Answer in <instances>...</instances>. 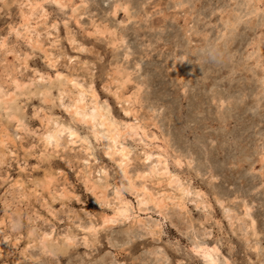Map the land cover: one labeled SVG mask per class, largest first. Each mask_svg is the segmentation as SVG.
<instances>
[{"label":"rangeland","instance_id":"1","mask_svg":"<svg viewBox=\"0 0 264 264\" xmlns=\"http://www.w3.org/2000/svg\"><path fill=\"white\" fill-rule=\"evenodd\" d=\"M61 1L0 0V264H209L198 246L264 264V0ZM80 88L144 129L117 145L133 183L186 208L137 206L111 142L72 116ZM52 122L74 143H45ZM158 155L189 196L148 177Z\"/></svg>","mask_w":264,"mask_h":264},{"label":"bare ground","instance_id":"2","mask_svg":"<svg viewBox=\"0 0 264 264\" xmlns=\"http://www.w3.org/2000/svg\"><path fill=\"white\" fill-rule=\"evenodd\" d=\"M37 1V0H36ZM44 1V0H43ZM53 2H54V0H52ZM57 1V0H56ZM60 2H62L61 0H60ZM42 3V2H41ZM57 4H59V3H57ZM66 4V3H65ZM62 5L63 4H61V6H59V7H61V8H63V7H65L64 5H63V7H62ZM77 6V5H76ZM66 7H68L67 5H66ZM73 7V6H72ZM71 7V8H72ZM75 7V6H74ZM42 8V7H41ZM82 8V7H81ZM33 9V8H32ZM34 9H35V6H34ZM39 9V8H38ZM44 9V8H43ZM70 9V8H69ZM120 9V8H119ZM45 10V9H44ZM242 10V9H241ZM32 11V10H31ZM40 11H42V10H40ZM33 12V11H32ZM80 12V11H79ZM258 12V11H257ZM22 13V12H21ZM39 13V12H38ZM41 13V12H40ZM239 13V12H238ZM46 14V13H45ZM127 14V13H126ZM28 15V14H27ZM20 16H21V14H20ZM26 16V15H25ZM39 16V15H38ZM241 16H243V15H241ZM46 17V16H45ZM238 17V16H237ZM41 18H42V16H41ZM41 18H39V19H41ZM131 18V17H130ZM241 18V17H240ZM132 19V18H131ZM238 19H239V17H238ZM21 20H23V19H21ZM27 20V19H26ZM28 23H29V21H28ZM28 23H26V24H24V26H23V30H24V32H25V34H31V31H30V25H28ZM43 23V22H42ZM20 30H21V28H20ZM22 30V31H23ZM16 31V30H15ZM36 32V31H35ZM18 33V32H17ZM21 33V32H20ZM34 33V32H33ZM19 35H21V34H19ZM22 36V35H21ZM24 36V35H23ZM35 36H37V35H35ZM39 36V35H38ZM38 36L36 37V38H38ZM29 40L31 39V37H30V35L27 37ZM35 38V39H36ZM33 40V39H32ZM122 40V39H121ZM1 41V40H0ZM31 41V40H30ZM35 41V40H34ZM113 41V40H112ZM117 41V40H116ZM26 42V41H25ZM33 42V41H32ZM121 42V41H120ZM31 43V42H30ZM112 43V42H111ZM122 43V42H121ZM2 45H4V44H2ZM1 48V47H0ZM182 57V56H181ZM60 75V74H59ZM42 75H40V77H41ZM57 76V75H56ZM121 76V75H120ZM119 76V77H120ZM61 78V75L60 76H58V78ZM122 77V76H121ZM67 78V77H66ZM57 80V79H56ZM120 80V79H119ZM121 80H122V78H121ZM118 82H121V81H118ZM117 82V83H118ZM126 82V81H125ZM51 83V82H50ZM49 83V84H50ZM61 83V82H60ZM121 83H124V80H123V82H121ZM59 84V83H58ZM120 84V83H119ZM125 84V83H124ZM52 85V84H51ZM50 85V86H51ZM65 85V84H64ZM126 85V84H125ZM55 86V85H54ZM57 86V85H56ZM123 85L121 84V87H122ZM46 87V86H45ZM53 88V87H52ZM65 88V87H64ZM120 88V87H119ZM63 89H61V91H62ZM91 91H90V99H91V101H90V103L88 104V103H86V101H85V91L82 89V88H80L79 90H78V93H77V96H76V98L74 99V101H72L73 102V104H72V116L77 120V121H80V122H83L84 124H87V125H89V126H91V128H92V133H93V136H94V138L96 139V140H98L99 138L100 139H107V140H109L110 142H111V146L109 147H107V148H105V150H104V153L106 154V155H108V156H110L111 157V159H113V160H115V157H117L116 159H117V161L115 160V162L116 163H114V164H117V167H118V169H117V167H116V169L117 170H119V173H120V179L122 180V179H127V183H128V186H129V191H130V193L131 194H133L134 196H135V198H136V202H137V206L139 207V208H141L142 206H143V208H144V206L145 205H147L148 203H149V205L152 203L155 207H156V210H162L163 208H165L166 206H167V203L166 202H168V203H171V204H173V205H175V206H182L181 205V202L178 204V203H176L175 201H174V197L173 198H171L170 196H167V197H165L166 198V200H159V199H156V197H153L150 193H148L147 191H148V188H144V186H142L141 185V183H140V185L141 186H136L134 183H133V181L128 177V175H127V171L128 170H126V169H128L127 168V166L128 165H130L129 164V162L131 161V157H129L130 156V154L131 153H129V150L128 149H126L127 147H123L122 145H119V146H117L120 142H122V141H124L126 138H131L132 140H134V141H141L142 139H141V137H140V135H139V131H141V133H143V135L145 136V131H144V129L142 128V126L140 127V126H132V125H130V124H124V126H123V128L121 127H119L117 124H116V122L113 120V119H111V116H110V112H109V110H107V109H103V108H101V106L99 105V102H98V96H97V94H96V92L93 90V89H90ZM114 90H115V88H114ZM118 91V90H117ZM76 92V91H75ZM64 93V92H63ZM60 94H62V93H60ZM48 95V94H47ZM64 95V94H63ZM62 95V96H63ZM48 96H50V95H48ZM133 96H134V94H133ZM137 96V95H136ZM135 96V97H136ZM74 97V96H73ZM120 97V96H119ZM119 97H116V98H119ZM115 98V99H116ZM122 98V97H121ZM87 99V98H86ZM129 99V98H128ZM117 100V99H116ZM119 100V99H118ZM16 101V100H15ZM123 101V100H122ZM124 101H126L125 99H124ZM0 102L2 103L3 102V99H2V96L0 95ZM10 102V101H9ZM12 102H13V100H12ZM117 102V101H116ZM134 102V101H133ZM4 103V102H3ZM121 103V102H120ZM123 103V102H122ZM126 103H127V101H126ZM132 103V102H131ZM8 104V103H7ZM17 104V103H16ZM108 104V103H107ZM105 105H106V103H105ZM119 105V104H118ZM127 106V105H126ZM6 107V106H5ZM109 107V106H108ZM124 107V106H123ZM127 107H129V106H127ZM122 108V107H121ZM127 110V109H126ZM12 111V110H11ZM20 112V111H19ZM18 112V113H19ZM126 113H129V112H127L126 111ZM125 113V114H126ZM124 114V115H125ZM133 115H135V114H133ZM20 116V115H19ZM128 117V116H127ZM126 117V118H127ZM136 117V116H135ZM16 118H17V116H16ZM50 118V117H49ZM53 118V117H52ZM18 119V118H17ZM20 119V118H19ZM19 119L17 120V122L19 121ZM22 120V119H21ZM50 120V119H49ZM75 120V121H76ZM51 121V120H50ZM21 122V121H20ZM49 122V121H48ZM134 122H136V121H134ZM50 123V122H49ZM77 123V122H76ZM128 123V122H127ZM47 124V123H46ZM53 126H54V129L52 130V131H50V130H47L46 131V133H44V135H43V139H44V141H45V143H47L48 145H52V146H54V147H58L59 146V138H60V135L62 134V133H64V132H66L67 131V133H68V135H69V137L71 138V139H73V141H71V143H74V139H77L76 137H77V135H76V133L72 130V129H70V128H68V127H64V126H58L56 123H54V122H52L51 123ZM123 124V123H122ZM47 126H48V124H47ZM156 126V125H155ZM98 127L99 128H101V129H103V130H101V131H99V129H98ZM17 130V129H16ZM142 136V135H141ZM158 136V135H157ZM146 137H149L148 135H146ZM146 137H143V138H146ZM150 138V137H149ZM159 138V137H158ZM42 139V140H43ZM151 139V138H150ZM38 140H39V138H38ZM128 140V139H127ZM147 141H149V139H146ZM103 141V140H102ZM131 141V140H130ZM147 141H145V142H147ZM167 141V140H166ZM166 141H165V143H166ZM81 142V141H80ZM151 142V141H150ZM153 142V141H152ZM159 142V141H158ZM101 143V142H100ZM123 143V142H122ZM134 143V142H133ZM61 144V143H60ZM152 144V143H151ZM154 145V144H153ZM168 145V144H167ZM52 146L50 147V149L52 148ZM63 146V145H62ZM146 146V145H145ZM158 146V145H157ZM160 146V145H159ZM47 148V147H46ZM146 148V147H145ZM144 148V149H145ZM149 148V147H148ZM157 148H159V147H157ZM151 149H153V146H152V148ZM166 149V148H165ZM51 150H53V149H51ZM102 150V149H101ZM155 150V149H154ZM161 150V148L159 149V151ZM161 151H164V150H161ZM166 151V150H165ZM151 152H152V150H151ZM164 154H165V152H164ZM144 155V154H143ZM163 155V154H162ZM151 154H148V153H145V159L146 160H150V158H151ZM155 156V155H154ZM158 157H160L159 155H158ZM264 157V156H263ZM164 159V158H163ZM162 159V160H163ZM112 160V161H113ZM133 160V159H132ZM145 160V161H146ZM161 160V157L158 159V161H156V162H158V164H155L153 167H150L149 169H148V172H147V175H148V177H151L152 178V176H156V175H161V176H163V177H165L166 179V182H167V185L169 186V187H172V186H174V187H176L180 192H182V194L183 195H185V196H189L190 195V191H188V188H186V187H184L183 186V184H182V182L180 181V179L177 177V176H175V175H173V174H171L170 172H169V170H168V166H167V164H166V162L163 160L162 161ZM49 161V160H48ZM181 160H178L177 161V165H179V166H181L182 164V162H180ZM183 161V160H182ZM131 162H133V161H131ZM149 162V161H148ZM156 162H154V163H156ZM152 163V162H151ZM172 163H174V162H172ZM50 164V163H49ZM184 164V163H183ZM151 165V164H150ZM115 166V165H114ZM176 166V165H175ZM179 166H178V168H179ZM177 168V167H176ZM181 168V167H180ZM147 169V168H146ZM51 171V170H50ZM144 172V171H143ZM89 173V172H88ZM119 173H118V175H119ZM137 173V172H136ZM135 173V174H136ZM141 173V172H140ZM139 173V174H140ZM145 173H146V171H145ZM145 173L144 174H142L141 176H144L145 175ZM89 175H90V173H89ZM88 175V176H89ZM131 175V174H130ZM133 175V174H132ZM131 175V176H132ZM137 175V174H136ZM140 176V175H139ZM90 177V176H89ZM105 177H107V174L105 175ZM133 177V176H132ZM134 178V177H133ZM141 178V177H140ZM142 178H144V177H142ZM146 178V177H145ZM154 178V177H153ZM162 178V177H161ZM119 178H118V180H120ZM156 179V178H155ZM97 180H99V179H97ZM121 180H120V182H121ZM151 180H153V179H151ZM34 181V180H33ZM123 181H125V180H123ZM122 181V182H123ZM149 181V180H148ZM156 181V180H155ZM42 182V181H41ZM89 182V181H88ZM97 182V181H96ZM141 182V181H140ZM150 182V181H149ZM152 182V181H151ZM162 182H163V180H162ZM125 183V182H124ZM137 183V182H136ZM146 183V182H145ZM144 183V184H145ZM39 184V183H38ZM123 185H125V184H123ZM122 185V186H123ZM159 185V184H158ZM166 185V186H167ZM87 186V185H86ZM165 186V187H166ZM34 187V186H33ZM96 187V186H95ZM98 188V187H97ZM105 188V187H104ZM123 189H124V186L122 187ZM125 188H127V186L125 187ZM166 188H168V187H166ZM173 188V187H172ZM88 189V188H87ZM147 189V190H146ZM174 190V189H173ZM177 190V191H178ZM56 193V192H55ZM170 194H172L171 193V191L169 192ZM122 194V193H121ZM156 194V193H155ZM165 194V193H164ZM174 194V193H173ZM59 195V194H58ZM57 195V196H58ZM114 195H116V194H114ZM159 195V194H158ZM162 195V194H161ZM160 195V196H161ZM199 195V193H196L195 194V196H198ZM57 196H56V198H57ZM132 196V195H131ZM157 196V195H156ZM200 196V195H199ZM118 197H120V196H118ZM122 197V196H121ZM159 197V196H158ZM55 198V199H56ZM160 198V197H159ZM177 198H179V196L177 197ZM176 197H175V199H177ZM119 198H117V200H118ZM161 199V198H160ZM116 201V200H115ZM126 201V200H125ZM178 201V200H177ZM181 201V200H180ZM130 202V201H129ZM135 202V203H136ZM198 202V201H197ZM121 203V202H120ZM189 203V202H188ZM195 203V202H194ZM219 203V202H218ZM151 204V205H152ZM103 205H104V203H103ZM128 205L129 204H127L126 202H125V204H124V208H122V209H119L118 211H114L115 212V218L116 217H120V218H122V219H124V220H129V218H130V210H129V207H128ZM150 205V206H151ZM169 205V204H168ZM185 205H187V204H185ZM221 205V204H220ZM110 206V205H109ZM121 206V205H120ZM130 206V205H129ZM148 206V205H147ZM246 207H248L247 205H245ZM168 207V206H167ZM182 207H184V208H186L185 206H182ZM223 207V206H222ZM132 208V207H131ZM136 208V207H135ZM158 208V209H157ZM245 208V207H244ZM250 208V207H249ZM174 209V208H173ZM224 209V208H223ZM136 210H137V208H136ZM179 211H181L180 210V208L178 209ZM134 211V210H133ZM137 211H139V210H137ZM164 211H165V209H164ZM226 211V210H225ZM250 211V210H249ZM112 213H113V211H112ZM159 213V212H158ZM226 213V212H225ZM135 214V213H134ZM162 214V213H161ZM106 217V216H105ZM104 218V217H103ZM109 218V217H108ZM115 218H113L112 216H110V218L108 219V221L109 222H111V223H113V222H115ZM106 219V218H105ZM104 219V220H105ZM253 219V218H252ZM103 220V221H104ZM139 220V219H138ZM116 223V222H115ZM138 223V222H137ZM244 223H246V222H244ZM255 223V222H254ZM114 224V223H113ZM156 225V224H155ZM246 225V224H245ZM250 225V224H249ZM157 227V226H156ZM89 228V227H88ZM87 228V229H88ZM246 228V227H245ZM155 229V228H154ZM161 231V230H160ZM159 231V232H160ZM247 231V230H246ZM245 231V232H246ZM248 232V231H247ZM52 233V232H51ZM155 233V232H154ZM249 233V232H248ZM206 234V233H205ZM45 236V240H46V234L44 235ZM203 236V235H202ZM49 237V236H48ZM64 237V236H63ZM67 237V236H66ZM44 238V237H43ZM69 238V237H68ZM94 238V237H93ZM49 239V238H48ZM47 239V240H48ZM92 239V238H91ZM65 240V239H64ZM68 240V239H67ZM63 242V241H62ZM67 242V241H66ZM217 246V245H216ZM215 246V247H216ZM51 248V247H50ZM196 249H198L199 251H201L202 253L201 254H203L204 255V257L205 258H207L208 259V262L207 263H215V264H218V260H215V258H214V254H216V252H217V250L215 249V248H208V247H203V246H198ZM220 250V249H219ZM197 251V250H196ZM220 252V251H219ZM198 255H199V253H198ZM221 256V255H220ZM204 258V259H205ZM224 258V257H223ZM224 260H226V259H224ZM227 262H228V260H227ZM230 262V261H229ZM225 263V262H224ZM225 264H227V263H225Z\"/></svg>","mask_w":264,"mask_h":264}]
</instances>
